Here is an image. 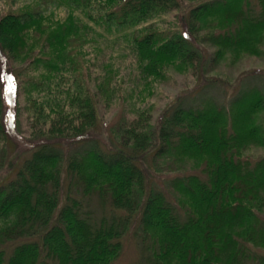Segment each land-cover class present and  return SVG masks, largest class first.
<instances>
[{"label":"trees","instance_id":"16d2710c","mask_svg":"<svg viewBox=\"0 0 264 264\" xmlns=\"http://www.w3.org/2000/svg\"><path fill=\"white\" fill-rule=\"evenodd\" d=\"M52 2L67 8L64 18L30 3L0 15V53L24 67L15 78L36 142L0 183V264H113L135 220L143 264H264V85L242 86L225 106L209 96L179 102L155 125L146 108L130 110L106 150L83 142L97 125L98 94L115 98L121 67L102 65L91 86L92 40L129 57L121 65L134 69L139 97L169 70L264 61V0H196L183 32L138 27L176 0ZM4 120L0 80V170L10 149ZM149 165L171 175L165 191L149 187ZM92 202L109 217L87 210ZM18 240L9 254L1 248Z\"/></svg>","mask_w":264,"mask_h":264},{"label":"rangeland","instance_id":"374dc122","mask_svg":"<svg viewBox=\"0 0 264 264\" xmlns=\"http://www.w3.org/2000/svg\"><path fill=\"white\" fill-rule=\"evenodd\" d=\"M51 0H0V15L9 10H15L21 7L24 3H30L35 10H42L46 13L53 12L56 19L64 18L67 8L64 6L50 4ZM179 3L177 9L159 14L157 17L149 20L141 28L145 26H152L159 31H176L183 32L182 20L186 18L189 9L196 0H176ZM88 49V55L85 59L89 67L91 75V86H94V78L101 73L102 65L112 63L115 67H120V75L117 81L112 86L115 93V98L106 101L101 93L97 98V125L90 133V139L83 140L95 141L103 150L110 145L111 134L116 124L125 116L132 118L133 114L130 110L146 108L150 113V120L155 125L162 113L170 107L181 102L189 104L193 103L194 99L197 101L203 96H209L217 101L220 105L225 106L238 93L242 86H263L264 85V61L257 57L242 56L240 60L235 63L231 59H226L216 67H211L205 63L204 70L200 67L189 72L181 74L174 70H169L165 78L155 82L150 89L143 90L139 87L141 94L138 97L135 94L136 87L131 82L132 67L124 68L121 64L128 63L129 57L121 60L119 59V50L112 44H105L103 41L92 40ZM205 53V60L210 59L212 49L203 46L201 47ZM97 49L102 53L98 54ZM124 53V52H123ZM110 61L108 58H110ZM24 67H13L5 56L0 53V80L3 89V100L5 104V126L9 137L10 149L6 156V165L0 170V183L9 180L13 177L15 171L21 162L26 159L30 151L36 146L35 134L29 125L27 113L25 112L26 96L23 92V87L17 86L15 78L16 73H22ZM201 70V71H200ZM203 73V74H202ZM24 73L22 74V76ZM133 75V74H132ZM21 79L18 78V82ZM24 80L25 77H24ZM98 82V80H96ZM20 89V90H19ZM131 96H130V92ZM36 95V94H34ZM143 99V100H142ZM83 144L80 145H63L65 152L74 150H81ZM261 152H255V155ZM146 173L149 187L153 186L157 190H164V181L170 177V174L165 172L157 173L151 166L143 167ZM66 186V183H63ZM65 188V187H64ZM91 203L90 209L97 218L102 215L109 217L110 211L108 208L104 210L98 204ZM120 215V214H119ZM137 219V217H136ZM137 221L129 228V231L123 238V249L120 257L113 264H143L141 261V246L138 243L136 233ZM137 235V234H136ZM23 240H18L2 246L1 248L7 254L12 248L22 243ZM259 253H263L258 250Z\"/></svg>","mask_w":264,"mask_h":264}]
</instances>
